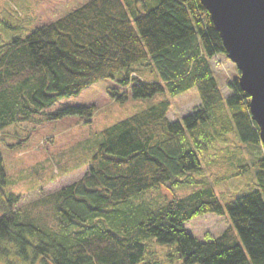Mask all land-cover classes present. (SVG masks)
I'll use <instances>...</instances> for the list:
<instances>
[{
  "label": "trees",
  "instance_id": "16d2710c",
  "mask_svg": "<svg viewBox=\"0 0 264 264\" xmlns=\"http://www.w3.org/2000/svg\"><path fill=\"white\" fill-rule=\"evenodd\" d=\"M218 54L226 51L200 0H88L1 45L0 131L11 127L9 136L64 116L88 120L91 105L48 108L117 73L133 98L168 96L102 129L82 173L33 192L8 189L0 153V264H138L151 238L173 243L168 256L184 264H264L259 128L238 77L224 96L211 63ZM135 63L157 78H141ZM191 89L199 105L170 121L169 99ZM108 93L119 102L127 94L117 86ZM233 170L253 175L224 198L218 175ZM155 187L171 198L151 201L145 192ZM208 213L228 225L199 239L185 224Z\"/></svg>",
  "mask_w": 264,
  "mask_h": 264
},
{
  "label": "rangeland",
  "instance_id": "374dc122",
  "mask_svg": "<svg viewBox=\"0 0 264 264\" xmlns=\"http://www.w3.org/2000/svg\"><path fill=\"white\" fill-rule=\"evenodd\" d=\"M86 1L88 0H0V46L15 37L27 36L38 26L54 21ZM138 63H135L133 68L141 78L147 80L157 78L156 72L153 74L148 67L139 71ZM211 63L224 96L231 95L227 81L239 76L235 64L226 54L215 55ZM119 76L120 74L117 73L113 79L99 80L78 94L63 98L48 108L50 112L64 105H91L93 111L88 120L84 116L71 115L54 121L33 123L28 131L17 128L13 136H9L12 133L11 127L0 131V153L4 160L8 189L24 195L33 192L34 188L38 189L43 183L62 182L67 175L74 176L82 173L87 167L92 151L100 142L102 129L167 95L166 93L156 94L152 99L133 98L130 95V86L121 87L115 81ZM116 86L120 92H127L126 99L122 102L109 96L108 90ZM169 100L171 104L167 117L170 121L180 119L199 105V97L195 89L188 90ZM22 138L24 140L16 144ZM233 146L236 145L228 149ZM260 146L264 156L262 144ZM244 150L239 156L242 160L248 158ZM209 154L210 152L205 155L207 162L212 161ZM229 160H231L230 157L225 159L226 162ZM246 161L248 165L251 163ZM208 165L211 166V164ZM234 170L231 171L233 174L229 171L228 178L218 175L216 191L222 193L224 198L238 191L243 187L245 179L250 174L253 175L248 172L245 176H235ZM65 173L68 174L64 175ZM225 173L226 170L219 172V174ZM172 190L180 195L184 188L177 186ZM170 191L163 187L160 189L155 187L145 192V195L150 197L151 201L160 196L155 201L162 202L164 201L162 195L171 198ZM227 225L228 221L224 215L208 213L191 219L185 227L195 237L204 240L216 237ZM174 247L173 243H161L151 238L148 250L138 264H184L177 257L168 256L175 253ZM152 251L157 254V259H154Z\"/></svg>",
  "mask_w": 264,
  "mask_h": 264
},
{
  "label": "water",
  "instance_id": "95a60500",
  "mask_svg": "<svg viewBox=\"0 0 264 264\" xmlns=\"http://www.w3.org/2000/svg\"><path fill=\"white\" fill-rule=\"evenodd\" d=\"M249 96L251 118L264 151V0H200Z\"/></svg>",
  "mask_w": 264,
  "mask_h": 264
}]
</instances>
